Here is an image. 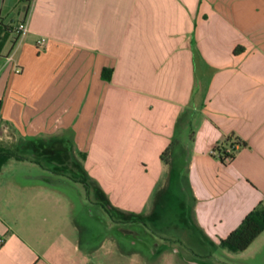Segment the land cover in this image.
Here are the masks:
<instances>
[{
	"label": "crops",
	"instance_id": "0c3cea01",
	"mask_svg": "<svg viewBox=\"0 0 264 264\" xmlns=\"http://www.w3.org/2000/svg\"><path fill=\"white\" fill-rule=\"evenodd\" d=\"M232 133L246 144L223 162L214 148ZM12 145L52 164L57 148L79 196L60 204L52 174L20 177L24 157L10 158L0 264H200L264 205V0H0V146ZM174 185L192 215L171 234L156 222ZM90 195L110 233H91ZM245 252L264 264V231Z\"/></svg>",
	"mask_w": 264,
	"mask_h": 264
},
{
	"label": "rangeland",
	"instance_id": "374dc122",
	"mask_svg": "<svg viewBox=\"0 0 264 264\" xmlns=\"http://www.w3.org/2000/svg\"><path fill=\"white\" fill-rule=\"evenodd\" d=\"M8 148H11L13 151L17 152V149H15L13 145ZM24 151L20 153V155H22V158L24 157L23 159L24 163L22 164L18 163V165L13 168L14 170L12 172L20 174V177L27 173H36V174L41 173L42 178H46V176H49L52 174L59 188L62 189L66 193V196L63 195L62 192L58 193V196H61V198L63 197V201L60 204L65 205V206H70L71 200L74 201L76 204L78 203L76 200H78L77 198L79 195L75 191V189H72L70 187L68 188L67 186L63 187L61 185V180H62L61 178L65 179L68 175L69 176L71 175L70 168H72V165L70 164L67 165L66 163H64L61 157L56 158V156L59 155L57 148H55L54 150L55 154H58V155L54 154L56 161L59 162L57 164L55 163L52 164L51 161H49L48 156H45L44 154H42L40 157L35 158V156L29 155L30 154L29 151H26V150ZM27 156L28 158H31V159L30 160L25 159V157ZM23 182H26V181L23 180ZM89 197L90 198H88V200L86 201L87 207H89L91 210L93 209L94 211H96V213L99 212L100 214V218H96V217L89 218L90 223L94 227L93 229H91V233H93L94 235H97V234H100L102 230L105 233H110L108 226L105 225V222L110 220V215L107 212L104 213L102 211L101 203H97L96 200L93 202L94 200L93 195H90ZM168 197L170 199V204L167 208L165 207V209L162 210L163 212L161 213V216L159 220L156 222V224L157 225L160 223H164V225L167 224L168 227L170 226V228L169 229L167 228V230L171 232V234H174L176 233L178 229L177 228L175 229L174 227H172V225H175V223H179V225L180 224L183 225L185 220H191L192 213L190 212V204L187 201L190 198V193L187 189H181V187L174 185L172 186ZM185 199L186 201H184ZM181 201L183 202V205L181 204ZM75 216H78L80 218L81 215L75 212ZM80 219L83 220L84 218L81 217ZM84 221L86 220L84 219ZM97 225L99 229L98 232L95 231V228L97 227ZM182 225H180L179 229H183V227H181ZM262 246L263 244L260 245L259 249ZM207 248L213 252L212 253L213 255L205 259L196 257L199 259L197 262H199L200 264H257L261 262L260 256L255 259L254 254L252 252H245V251L244 252L243 251L234 252L226 248L221 249V247H219L218 249H215L210 244L207 245ZM222 251H224L225 254L222 253ZM198 252H199L198 254H200V251ZM190 256H192V254H190ZM192 257H195V256H192ZM118 264H128V261L120 260ZM175 264H182V262L181 260H175Z\"/></svg>",
	"mask_w": 264,
	"mask_h": 264
},
{
	"label": "trees",
	"instance_id": "16d2710c",
	"mask_svg": "<svg viewBox=\"0 0 264 264\" xmlns=\"http://www.w3.org/2000/svg\"><path fill=\"white\" fill-rule=\"evenodd\" d=\"M242 49L243 47L241 46L236 47L235 53H239ZM105 76H107L108 79L111 78L110 75ZM238 144L245 145L246 141H241L240 137L232 133L225 141L214 148V152H217L221 160L225 162L226 157H230L231 159L235 157ZM167 153L168 149L164 151L163 156ZM12 157L22 158V155L17 154L10 148L0 146V169ZM263 231L264 205L260 203L244 217L242 222L233 231L221 239L220 245L230 251L242 252L247 250Z\"/></svg>",
	"mask_w": 264,
	"mask_h": 264
},
{
	"label": "built area",
	"instance_id": "2783aa9c",
	"mask_svg": "<svg viewBox=\"0 0 264 264\" xmlns=\"http://www.w3.org/2000/svg\"><path fill=\"white\" fill-rule=\"evenodd\" d=\"M28 24L27 22H23L19 25V30L22 32V33H25L27 30H28ZM38 46L39 47H43L45 46V44L47 43V38L46 37H41L39 40H38ZM17 71H21V68H17ZM230 150V149H229ZM217 153V152H216ZM226 160H230L231 158L230 157H226L225 158Z\"/></svg>",
	"mask_w": 264,
	"mask_h": 264
}]
</instances>
